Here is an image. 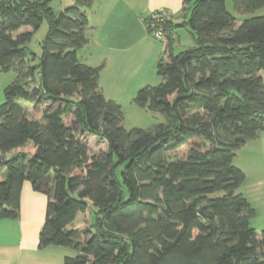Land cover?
Wrapping results in <instances>:
<instances>
[{"label":"trees","instance_id":"1","mask_svg":"<svg viewBox=\"0 0 264 264\" xmlns=\"http://www.w3.org/2000/svg\"><path fill=\"white\" fill-rule=\"evenodd\" d=\"M93 2L55 16L48 0H0V69L17 64L0 104V219L18 216L28 180L47 198L39 246L77 250L63 264H264V229L250 224L255 209L237 191L245 173L232 164L264 131V14L252 15L264 0H232L251 14L240 23L226 0H183L193 44L175 54L169 42L160 82L132 99L163 120L130 129L99 87L100 68L77 56ZM44 19L35 61L27 43ZM22 26L31 30L14 36ZM19 98L47 105L32 117Z\"/></svg>","mask_w":264,"mask_h":264},{"label":"crops","instance_id":"2","mask_svg":"<svg viewBox=\"0 0 264 264\" xmlns=\"http://www.w3.org/2000/svg\"><path fill=\"white\" fill-rule=\"evenodd\" d=\"M159 8H166L173 15L170 40L155 39L145 26L149 13ZM86 14L88 40L77 50V56L84 63L100 68L99 87L105 98L120 105L124 120L123 109L135 106L132 99L136 92L147 85H156L160 79L156 65L160 59L167 60V44L171 42L174 47L176 30L185 27L180 25L185 20L183 0H94ZM261 76L264 82V70ZM238 156L242 158L238 167L245 173L243 184H247L253 200L246 198L255 209L259 229H264V131L247 141L234 158ZM3 175L5 170L0 169V176ZM46 203L45 194L34 190L25 180L18 216L0 219V264H63L68 249L39 246ZM81 216H76V224ZM252 227L257 231L256 226Z\"/></svg>","mask_w":264,"mask_h":264},{"label":"rangeland","instance_id":"3","mask_svg":"<svg viewBox=\"0 0 264 264\" xmlns=\"http://www.w3.org/2000/svg\"><path fill=\"white\" fill-rule=\"evenodd\" d=\"M30 1H37V0H30ZM73 4V0H48V5L51 8V10L54 12L55 16H57L59 14V12L61 10H63L65 7L70 6ZM226 7L227 10L229 12H231L233 15L236 16V20L237 23H240L244 18L249 17L251 14H239L237 13L234 8H233V3L232 0H226ZM190 12V6L187 7V10L185 12V18L186 21L188 19V15ZM264 14V7H261L257 10L254 11V13H252V15H262ZM183 20V18H182ZM186 25V24H185ZM49 29V25L46 19H44L41 23V25L39 26V28L37 30H35L32 34V38L30 39V41L27 43L28 47L35 53L36 59L35 61L38 60L39 56L41 55V42L42 40L45 38V36L47 35ZM27 30H31V28L29 26H22L19 30L13 32V35H17L18 33L22 32V31H27ZM176 34L178 35V38H176L175 40V45L173 47V52L175 54L180 53L185 47L190 46L193 44V38L190 34L189 28L186 25L184 28H180L178 30H176ZM17 64L15 63L13 66L9 67L6 70H2L0 69V104L3 103L4 101V88L11 83L12 81L15 80L16 78V68ZM160 82V79L158 80V83ZM156 83V84H158ZM18 102L22 103L24 107H27L29 109V113L32 117H37V115L39 114L38 111L40 112V110H42L47 104L46 103H40L37 105L38 109L35 110L34 108H31L32 104H28L24 101H22V99H18ZM138 106H131L130 108H124L123 112L125 114L124 116V120H123V124L124 127L126 129H130L134 126H142L145 125L146 127L152 125L154 122L157 121H162L163 118L161 116V114H159L158 112H150V111H146L144 109H139L137 108ZM148 124V125H146ZM89 148L93 153H99L101 151H106L107 149V143L104 140H91L89 139ZM13 151V150H11ZM6 152V157H9L13 154V152ZM240 161H242L241 156H238L237 158H234L232 161V164L235 166H239ZM240 168V167H238ZM1 169V168H0ZM242 170V169H241ZM243 171V170H242ZM244 172V171H243ZM238 192H241L242 194H244L248 199L250 198L251 200H253L252 195L249 191V189L247 188V184H241L240 187L237 189ZM94 207L91 206V210H90V221L92 222L94 220ZM81 216V214H79ZM82 220V217L79 219V221ZM257 218H252L250 220L251 225L256 226L259 230L261 228L260 223H257ZM258 231V232H259ZM65 247V249H68V255L69 256H74L75 254H77V250L75 248H69L67 246H63Z\"/></svg>","mask_w":264,"mask_h":264},{"label":"built area","instance_id":"4","mask_svg":"<svg viewBox=\"0 0 264 264\" xmlns=\"http://www.w3.org/2000/svg\"><path fill=\"white\" fill-rule=\"evenodd\" d=\"M173 15L166 8L151 11L145 19V26L149 34L158 40H165L171 34L169 23Z\"/></svg>","mask_w":264,"mask_h":264}]
</instances>
